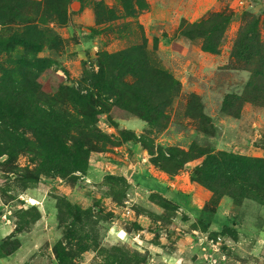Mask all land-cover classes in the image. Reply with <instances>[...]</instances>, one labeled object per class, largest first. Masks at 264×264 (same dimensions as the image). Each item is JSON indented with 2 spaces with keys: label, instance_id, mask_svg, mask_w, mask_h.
Returning <instances> with one entry per match:
<instances>
[{
  "label": "rangeland",
  "instance_id": "obj_1",
  "mask_svg": "<svg viewBox=\"0 0 264 264\" xmlns=\"http://www.w3.org/2000/svg\"><path fill=\"white\" fill-rule=\"evenodd\" d=\"M0 208V264H264V0H0Z\"/></svg>",
  "mask_w": 264,
  "mask_h": 264
},
{
  "label": "crops",
  "instance_id": "obj_2",
  "mask_svg": "<svg viewBox=\"0 0 264 264\" xmlns=\"http://www.w3.org/2000/svg\"><path fill=\"white\" fill-rule=\"evenodd\" d=\"M144 178L146 179V183L159 186L161 184H164L161 180V176L159 177L158 174L155 171L146 169V171L143 172ZM11 226L8 225V220L6 219V215L4 214V211H1L0 208V244L7 236L11 234ZM3 258L0 255V263H3Z\"/></svg>",
  "mask_w": 264,
  "mask_h": 264
},
{
  "label": "built area",
  "instance_id": "obj_3",
  "mask_svg": "<svg viewBox=\"0 0 264 264\" xmlns=\"http://www.w3.org/2000/svg\"><path fill=\"white\" fill-rule=\"evenodd\" d=\"M206 247L203 251H206L207 264H226V254L221 249V238L216 236L215 238L205 237Z\"/></svg>",
  "mask_w": 264,
  "mask_h": 264
},
{
  "label": "trees",
  "instance_id": "obj_4",
  "mask_svg": "<svg viewBox=\"0 0 264 264\" xmlns=\"http://www.w3.org/2000/svg\"><path fill=\"white\" fill-rule=\"evenodd\" d=\"M253 23H251L249 26H251ZM253 27V26H252ZM211 213H213V211H211Z\"/></svg>",
  "mask_w": 264,
  "mask_h": 264
},
{
  "label": "bare ground",
  "instance_id": "obj_5",
  "mask_svg": "<svg viewBox=\"0 0 264 264\" xmlns=\"http://www.w3.org/2000/svg\"><path fill=\"white\" fill-rule=\"evenodd\" d=\"M33 203V202H32Z\"/></svg>",
  "mask_w": 264,
  "mask_h": 264
}]
</instances>
